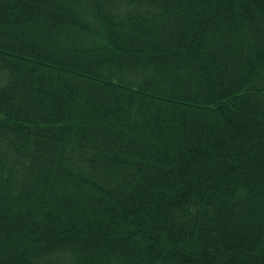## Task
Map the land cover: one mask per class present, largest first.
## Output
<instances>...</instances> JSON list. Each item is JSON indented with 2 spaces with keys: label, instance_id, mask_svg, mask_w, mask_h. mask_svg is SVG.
<instances>
[{
  "label": "trees",
  "instance_id": "1",
  "mask_svg": "<svg viewBox=\"0 0 264 264\" xmlns=\"http://www.w3.org/2000/svg\"><path fill=\"white\" fill-rule=\"evenodd\" d=\"M0 264H264V0H0Z\"/></svg>",
  "mask_w": 264,
  "mask_h": 264
}]
</instances>
